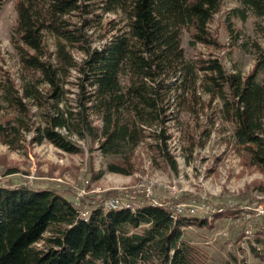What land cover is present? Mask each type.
Returning a JSON list of instances; mask_svg holds the SVG:
<instances>
[{
  "label": "trees",
  "instance_id": "1",
  "mask_svg": "<svg viewBox=\"0 0 264 264\" xmlns=\"http://www.w3.org/2000/svg\"><path fill=\"white\" fill-rule=\"evenodd\" d=\"M236 1L225 17L228 32L234 20L264 22V0ZM222 6L223 0H15L10 42L18 72L0 68V143L17 150L47 142L70 155L82 152L80 143H96L102 157L120 160L107 172L128 176L135 150L150 139L176 171L167 124L217 102L238 154L264 174L261 63L243 76L212 55L189 59L182 47L187 33L192 50L222 48L209 28ZM206 224L175 221L166 207L148 203L135 213L99 205L85 220L57 191L7 183L0 185V264H215L183 235ZM260 236L263 254L251 251L264 258V231Z\"/></svg>",
  "mask_w": 264,
  "mask_h": 264
},
{
  "label": "rangeland",
  "instance_id": "2",
  "mask_svg": "<svg viewBox=\"0 0 264 264\" xmlns=\"http://www.w3.org/2000/svg\"><path fill=\"white\" fill-rule=\"evenodd\" d=\"M0 1V68L17 76V59L10 42L16 20L15 0ZM238 6L236 0H223L221 12L209 27L221 49L198 44L192 50L187 33L182 37V47L189 59L212 55L229 72L239 70L243 76L261 63L257 76L261 80L264 22L254 17L245 23L234 20L228 32L226 14ZM201 98L207 102L206 97ZM216 103L202 112L197 108L193 114L183 113L178 123L167 124L171 136L167 151L177 165L176 171L162 159L150 139L135 150L128 176L107 172L108 164L120 160L102 157L96 143H80L82 152L76 155L64 153L47 142L38 146L25 143L17 150L0 143V185L49 188L89 213L118 194L132 197L134 205L194 201L198 206L209 207L204 218L207 224L184 228L187 242L206 251L209 261L215 264H264V258L255 257L251 251L252 246L263 254L256 239L264 231V215L255 209L264 205V174L244 163L232 139L231 127L216 113ZM147 189L149 196L144 193Z\"/></svg>",
  "mask_w": 264,
  "mask_h": 264
},
{
  "label": "built area",
  "instance_id": "3",
  "mask_svg": "<svg viewBox=\"0 0 264 264\" xmlns=\"http://www.w3.org/2000/svg\"><path fill=\"white\" fill-rule=\"evenodd\" d=\"M144 193H146L145 196L151 195V192L148 189L145 190ZM133 201L134 199L130 197L129 195L121 196L118 194L116 196H113L105 200L103 204V209L107 212L128 210V211L135 213L144 206V203H139V205H134ZM72 204L78 210L81 217L87 220L89 216V212L81 211L79 208V204L77 203H72ZM149 204L152 206H163L162 204H159L157 202H153V203L151 202ZM163 207H166L168 209L171 215V218L175 221L182 219V218H196L197 216L204 219L206 214L209 212L208 206L206 205L198 206L196 203H194V201L167 203ZM255 210H256L255 212H258L260 215H264V205L257 207V209ZM199 212H201L200 215H199Z\"/></svg>",
  "mask_w": 264,
  "mask_h": 264
}]
</instances>
